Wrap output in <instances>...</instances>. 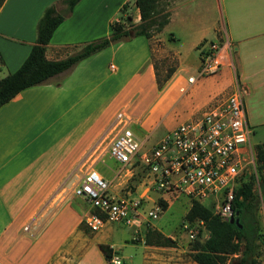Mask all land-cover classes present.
Returning a JSON list of instances; mask_svg holds the SVG:
<instances>
[{"label": "crops", "instance_id": "1", "mask_svg": "<svg viewBox=\"0 0 264 264\" xmlns=\"http://www.w3.org/2000/svg\"><path fill=\"white\" fill-rule=\"evenodd\" d=\"M53 3L65 12L56 0L4 1L0 78L26 58L37 22ZM165 10L168 22L151 38L114 42L0 107V264H106L100 245L111 248L123 264H198L189 247L146 243L149 229L174 240L155 223L148 228L143 222L106 221L91 231L84 216L93 210L71 192L91 167L112 181L113 190L126 186L129 178L104 173L117 167L105 163L113 160L108 147L118 112L132 119L130 127L145 150L164 131L201 116L216 96L232 90L235 75L228 66L198 77V48L204 41L231 44L238 79L257 102L246 112L248 123L264 125V0H166ZM126 15L131 24L140 22L133 0H80L53 32L46 58L63 59L108 36L111 23ZM155 37L164 46L160 51L175 60L162 86L156 82ZM261 227L264 231L263 218ZM260 258L264 262V254Z\"/></svg>", "mask_w": 264, "mask_h": 264}, {"label": "built area", "instance_id": "2", "mask_svg": "<svg viewBox=\"0 0 264 264\" xmlns=\"http://www.w3.org/2000/svg\"><path fill=\"white\" fill-rule=\"evenodd\" d=\"M198 50V77L216 74L226 66L236 74L234 50L227 40L204 41ZM110 69L115 70V66L110 64ZM194 80L195 77L188 78L189 83ZM245 92L235 75L233 88L227 95L216 96L201 116L180 123L145 150L130 127L132 119L118 112L114 123L117 132L108 147L109 156L117 164L115 176L130 179L141 168L144 177L139 188L130 189L126 185L121 193L123 189L113 190L112 181L100 170L88 169L71 190L93 210L84 216L88 228L98 231L106 221L126 226L143 222L151 228L165 210L162 204L168 207L181 195L189 199L190 205L193 201L207 205L222 220L235 217V189L242 179L254 175L260 187L250 143L252 129L247 120ZM190 224L184 223L183 228L193 239L197 231ZM110 262L123 263L113 253Z\"/></svg>", "mask_w": 264, "mask_h": 264}, {"label": "trees", "instance_id": "3", "mask_svg": "<svg viewBox=\"0 0 264 264\" xmlns=\"http://www.w3.org/2000/svg\"><path fill=\"white\" fill-rule=\"evenodd\" d=\"M4 1L0 0V7ZM79 1L56 0L65 5L64 13L56 9L55 3L45 8L37 22L35 43L31 46L28 55L15 71L0 78V107L21 90L71 69L82 59L114 42L138 35L151 38L162 30L169 18V12L165 10L166 0H133L140 14L138 24H131L130 15H126L123 19L111 23V32L108 36L84 44L78 51L63 59H47L45 49L53 32ZM126 7V4L122 6V12ZM174 69L175 66H170L165 70V75L160 78L159 71L156 72L157 85L162 86ZM255 166L260 191L264 195V141L255 147ZM242 180L235 189L236 198L233 204L235 217L238 219L237 225L222 220L212 213L210 207L199 201H193L185 213L186 221H201L207 231V236L203 240H195L190 247L192 251L190 255L198 264H227L228 260H231V264H259L258 250L264 246V231L258 218L259 197L253 191V175L246 176ZM162 205L163 209H166V204ZM145 242L173 245L171 238L153 229H149L146 233ZM100 248L106 257V264H112L110 262L111 248L106 245H100ZM234 254L238 256L232 257Z\"/></svg>", "mask_w": 264, "mask_h": 264}, {"label": "rangeland", "instance_id": "4", "mask_svg": "<svg viewBox=\"0 0 264 264\" xmlns=\"http://www.w3.org/2000/svg\"><path fill=\"white\" fill-rule=\"evenodd\" d=\"M153 47L156 48V52H154V58H155V63L156 67H158L159 73L158 77H163L165 75V70L169 68L170 66L175 65V60L172 58L171 55L166 56L165 54L167 52H162L164 46L162 45V41L158 40L157 37L153 39ZM159 49V51H158ZM236 73V72H235ZM238 79V74H235ZM240 83V81H239ZM241 84V83H240ZM242 85V84H241ZM244 97V102L246 106V112H250L251 110L254 109V106L257 103L254 99V97L251 95H247L246 92L243 94ZM144 102H147V98ZM251 129H252V134H251V146L253 153L255 155V147L256 145L262 143L264 141V125H258V124H249ZM178 126V125H177ZM172 129L164 131L162 134L165 135L167 132H169ZM161 136V137H162ZM113 160L109 159L105 165L111 167L114 166ZM104 167L102 163H100ZM116 169V168H114ZM256 169V167H255ZM104 173L106 174L107 177L110 175L114 174V172H110L107 170H104ZM144 173L141 168H137L136 173L128 180L127 182V188H132L135 189L137 184L143 179ZM254 178V175H253ZM126 188L121 190V193L125 191ZM253 191L257 194L259 197V204H258V218L260 223L262 224V218L264 220V195L261 194L259 184L255 182L254 178V184H253ZM207 204V202H206ZM149 204H146V207ZM190 201L187 197L181 195L178 198L174 199L171 204L162 212L160 217L154 221L155 226L158 229H162L164 232L171 233L174 236L173 244H179L181 246H186V247H191V244L195 240H203L207 236V231L205 230L203 224H201L198 221H193L191 222V227H193L194 230L197 231L195 237L193 239H190L188 236V232L184 230L183 224L187 223L188 221L185 220L184 215L187 212V210L190 207ZM258 256H257V261L259 264H264L263 260L260 258L262 254H264V246H261V249L258 250ZM125 254H128L130 252H124ZM127 262V260H125ZM123 264V263H122ZM237 264V263H234Z\"/></svg>", "mask_w": 264, "mask_h": 264}, {"label": "water", "instance_id": "5", "mask_svg": "<svg viewBox=\"0 0 264 264\" xmlns=\"http://www.w3.org/2000/svg\"><path fill=\"white\" fill-rule=\"evenodd\" d=\"M130 34H132V33H130ZM229 222L230 223H235L237 225L238 224V219L236 217H232V218L229 219ZM239 226H242V225L239 224Z\"/></svg>", "mask_w": 264, "mask_h": 264}]
</instances>
